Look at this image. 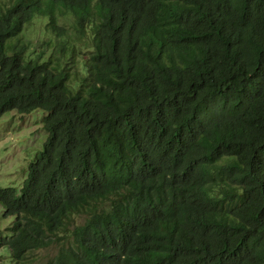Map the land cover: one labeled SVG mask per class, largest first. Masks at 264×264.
<instances>
[{
    "label": "trees",
    "instance_id": "1",
    "mask_svg": "<svg viewBox=\"0 0 264 264\" xmlns=\"http://www.w3.org/2000/svg\"><path fill=\"white\" fill-rule=\"evenodd\" d=\"M35 109L0 264H264V0H0V117Z\"/></svg>",
    "mask_w": 264,
    "mask_h": 264
},
{
    "label": "rangeland",
    "instance_id": "2",
    "mask_svg": "<svg viewBox=\"0 0 264 264\" xmlns=\"http://www.w3.org/2000/svg\"><path fill=\"white\" fill-rule=\"evenodd\" d=\"M42 26V21L36 19L29 33L32 39L37 35L34 30L40 32ZM46 113L42 109H35L27 114L12 110L0 117V186L19 189L27 177L29 165L35 161L47 138L42 123ZM2 214L0 208V236L9 234L5 227L13 220L12 217L4 218ZM4 250L8 252V249ZM55 252L54 245L38 250L32 256L34 261L44 262ZM7 255L8 260L9 253ZM3 261L4 257L0 255V263Z\"/></svg>",
    "mask_w": 264,
    "mask_h": 264
}]
</instances>
